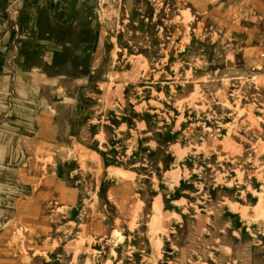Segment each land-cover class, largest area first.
<instances>
[{"label":"rangeland","instance_id":"rangeland-1","mask_svg":"<svg viewBox=\"0 0 264 264\" xmlns=\"http://www.w3.org/2000/svg\"><path fill=\"white\" fill-rule=\"evenodd\" d=\"M0 10V264H264V0Z\"/></svg>","mask_w":264,"mask_h":264},{"label":"crops","instance_id":"crops-1","mask_svg":"<svg viewBox=\"0 0 264 264\" xmlns=\"http://www.w3.org/2000/svg\"><path fill=\"white\" fill-rule=\"evenodd\" d=\"M8 18H10L9 15H7L5 12H3L2 10H0V26H1V30H0V40H8L10 34L12 33V27L8 21Z\"/></svg>","mask_w":264,"mask_h":264},{"label":"bare ground","instance_id":"bare-ground-1","mask_svg":"<svg viewBox=\"0 0 264 264\" xmlns=\"http://www.w3.org/2000/svg\"><path fill=\"white\" fill-rule=\"evenodd\" d=\"M143 69H145V71H147V69L145 68V64H144ZM253 79H254L255 81H257V82H260V81H258V77H254ZM249 113L252 115V111H251V109L249 110ZM252 118H253V117H251V119H252ZM114 170H115V172H116L117 174H119V175H123V176H128V175H130V174H128L127 171H124V170H122V169L119 168V167H117V168L114 169ZM263 195H264L263 193L260 194L261 199H260L259 206H258V210H257V216H259V215L264 216V199H263ZM86 264H92L91 260L88 259Z\"/></svg>","mask_w":264,"mask_h":264}]
</instances>
